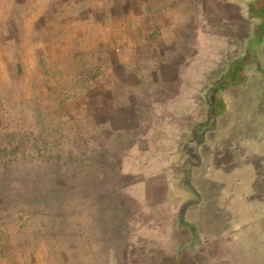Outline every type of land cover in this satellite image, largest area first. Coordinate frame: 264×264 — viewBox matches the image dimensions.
I'll list each match as a JSON object with an SVG mask.
<instances>
[{"label":"rangeland","instance_id":"1","mask_svg":"<svg viewBox=\"0 0 264 264\" xmlns=\"http://www.w3.org/2000/svg\"><path fill=\"white\" fill-rule=\"evenodd\" d=\"M63 1L0 0L13 4L17 31V64L0 57V264H264V141L255 138L261 99L252 91L230 100L242 116L256 98L259 117L216 119L225 103L207 89L219 71L207 63L219 54L207 37L197 81L205 82L208 105L197 110L199 91L190 89L200 69L185 54L196 45L205 0H92L108 25L94 36L80 31L81 43L69 34L51 46L42 40L48 36L26 34L24 18L48 3V16L57 15L52 5ZM31 44L43 46V56ZM220 54L223 61L228 53ZM223 74L219 82L231 87ZM188 122L200 124L194 131ZM157 133L171 149L160 154L174 165L165 175L156 174ZM157 176L172 187L164 206L156 203L163 196ZM192 221L196 235L188 232Z\"/></svg>","mask_w":264,"mask_h":264},{"label":"trees","instance_id":"2","mask_svg":"<svg viewBox=\"0 0 264 264\" xmlns=\"http://www.w3.org/2000/svg\"><path fill=\"white\" fill-rule=\"evenodd\" d=\"M259 2L264 4V0H205L204 3L202 4L204 9L203 12L204 20L201 26L202 29L200 28L201 35L200 34L196 35L197 37L196 45L194 44V46H192L193 53H190L191 57L189 58V59H193V62L196 63L197 67L200 70L197 72L196 75L192 77L191 83H193L197 87L199 86L197 89H195L199 91V95H198L199 99L197 100V102L195 101L196 103L195 108L199 110V108H203V105H205L206 103H207L206 105H208L207 93H204L203 92L204 89L200 88V86L202 85L204 86L205 82L201 81L202 79L201 77L200 80L197 81L199 74L203 71L201 68V64L202 62L205 61L202 55V53H204L203 40L204 38L206 39V37L208 40H212L215 42L217 40L215 46L217 52L220 54V52L225 51L228 54H226L223 61H221L219 54L217 55V57L213 56L214 58L208 56L206 60L207 63L209 64L211 63L212 67H215L213 68L214 71L219 70L214 74L215 79L218 80H216L212 84V86H208L207 88L212 91L216 89V95L219 96V98L222 97V100L225 103L224 111L219 112L216 116V119L218 121H223V117L225 119L229 117L230 119H234V117H240L241 114H238L240 113L239 111L241 110L240 106L237 104L236 107L232 108V103H230V100L236 102L237 100H241L244 95H245L244 100H246L251 97L249 94H252V91L254 95H256V93L258 92V96L261 99L260 100L261 102L258 104L259 105L258 110L261 109L264 112L263 110L264 109V13L261 10V8L264 9V7H262ZM225 8L233 10V13L232 12L230 13L231 15H233L232 17H230L231 15L227 17L226 14L224 13L222 14L221 12H219V10ZM216 14L219 15L220 20L211 19L212 15L214 16ZM223 20H224V24H222ZM233 24L235 25L234 27H236V25L241 27L243 31L239 32L235 30L236 28H230L229 26H232ZM225 25H228V27H225ZM223 28H226L231 32L232 31H236V32L232 36H227L228 32L226 31L227 32L226 33ZM213 33L216 36L215 39L213 38L214 36L211 35ZM237 34H239L238 35L239 37L237 36ZM252 35H254L257 38V41L254 42L255 43L254 47L251 45L253 41L251 39L253 37ZM248 36H252V37L249 39ZM198 53H201L200 57H195V55H197ZM241 54H245V57L244 59L241 60L240 63H238L239 61L236 60V58L240 60L239 56ZM225 63H229V65H227L228 69L223 74L221 72H224L225 70L221 71V68H223V64ZM237 64L240 72L238 71L236 72L234 69L237 67ZM222 74L231 78L232 82L234 83L231 87L225 88L226 86H228V83L224 84L222 83V81L219 82L220 76ZM238 75H241V77L239 78ZM200 76H202V73L200 74ZM252 84L254 85L253 88H251ZM189 99L191 100V97H189ZM255 99L256 98L252 97V100L248 103L251 107L249 113H247V115H242L241 117H255V118L259 117L257 112L253 110V107H256L255 105H257V103L254 101ZM192 101L194 102V100ZM227 106H230L232 109L230 108L228 111ZM246 111L248 112V109H246ZM192 117H194V115ZM218 117L220 118L218 119ZM257 120L260 123V127L255 129L256 130L255 138L257 139V141L262 142L264 141V117L255 119V121ZM188 124H189L188 127H190L191 124L189 122ZM199 124L200 123H198L197 125L196 124L191 125L194 131L198 128ZM227 125L232 126V124H228L225 122L223 125L224 127L223 129L225 133L230 134L231 131L229 130L230 126L228 127ZM240 126H241L240 130L242 134L244 135L250 134L252 130L251 126L246 124L244 125L241 123ZM186 144L185 146H187ZM237 151L238 150H236L235 153H237ZM261 153H262V149L261 152L259 153L257 152V155ZM260 157H262V159H260ZM260 157H256L258 158V161L260 159L259 163H261L262 161L264 162L263 154ZM186 180H188V176L184 177L181 183L187 184ZM183 185L185 186V184ZM178 226L181 231L178 228L177 232L182 234L181 232L184 230V228L183 226L180 225ZM192 226L193 224L191 225V227ZM190 230L192 231V232L188 231L190 232V234L196 235L197 234L196 224L194 225V229L193 230L190 229ZM177 263L178 262L174 260V262H172L171 264H177Z\"/></svg>","mask_w":264,"mask_h":264},{"label":"crops","instance_id":"3","mask_svg":"<svg viewBox=\"0 0 264 264\" xmlns=\"http://www.w3.org/2000/svg\"><path fill=\"white\" fill-rule=\"evenodd\" d=\"M72 1L74 0H64L62 3H56V6L52 5V8H54L53 10H55L57 15H53V16H48L47 12L48 9L50 8V4H46L41 6V9L39 11L38 14H36L34 17H29L28 18H24V24L26 26L25 32L28 35H32L34 34L35 36L37 35H45L48 36L47 38H43L42 40L46 41V44L54 46V43H60L62 41H64V39L69 35H77V41H80L81 43V33H79L80 31L83 33H87L88 35H93L94 34V30H99V28H101V26L108 25V19L100 16V11L102 10L101 5H99V3H96V7H94L93 1L92 0H85L84 4H81V7H77L76 4L73 5ZM96 1V0H95ZM12 3L8 2V3H4V2H0V57L4 58V60L6 61L4 64L7 65H13L15 66L17 64L16 61L12 62L11 61V57L14 59L17 57L15 51H16V46H11V42H15L16 45V39H14V37L11 38V32H13L15 35L17 33V31L15 30L16 27V23H14V21L11 19V13H12ZM84 6V7H82ZM87 8V9H86ZM99 9V11H97ZM60 12H62V15H60ZM42 16H45L43 18V20H40L42 18ZM7 19V22H5V20ZM40 20V22L38 21ZM203 20L204 17L202 19H200V22L203 24ZM39 22V24H38ZM55 25V26H53ZM202 25L198 24V29L196 30L197 35L201 34L200 28ZM55 27L56 29V34H53L54 31H52V29ZM76 33V34H74ZM56 35L57 38H52V36ZM94 36V35H93ZM32 47H30V51H38L41 50L40 56L42 55V52L44 50H42L41 47H33V45L31 44ZM41 48V49H40ZM26 50H29V48H25ZM202 50V48H201ZM36 54V52L34 53ZM201 53H198L196 56L200 57ZM185 57H191V54L187 53L185 54ZM8 59V60H7ZM0 66H1V62H0ZM175 71H178L177 69H175ZM199 87V86H198ZM196 85H191L190 89H197L198 88ZM191 89V90H192ZM189 90V89H188ZM185 98L187 100V96L185 95ZM168 138L166 135L161 136L159 133L156 134V142H152V145L156 144V174L157 173H163V175L166 174V172L168 173V170L170 168H172L174 165L171 163V161H166L165 159L160 157L161 153H167L171 151V149L167 150V148L165 147V144H168ZM134 148V149H133ZM133 150H136V146L132 147ZM149 152V151H146ZM142 169H146L147 167H149V169H152L154 167V165H148L147 163H144L143 165L140 166ZM148 169V168H147ZM173 170V169H172ZM156 183L157 186H160L163 191H160L159 193H161L163 196L159 197V199H156V203H159V206H164L165 204L169 203V198L170 197V193L172 191V187L169 185V183L166 182L165 178H161L160 176H157L156 178ZM135 188L137 187V185H132V187ZM181 185H175V187H173L174 191L179 188H181ZM139 187V186H138ZM182 192H184L182 190ZM142 194V192H141ZM140 194V195H141ZM193 208V207H192ZM181 220V219H180ZM186 221H188L186 219ZM195 224H198V221H192ZM180 247V246H179Z\"/></svg>","mask_w":264,"mask_h":264}]
</instances>
